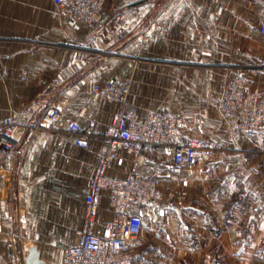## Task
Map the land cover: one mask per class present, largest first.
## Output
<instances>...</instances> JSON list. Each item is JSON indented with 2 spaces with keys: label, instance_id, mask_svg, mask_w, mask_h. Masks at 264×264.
<instances>
[{
  "label": "crops",
  "instance_id": "1",
  "mask_svg": "<svg viewBox=\"0 0 264 264\" xmlns=\"http://www.w3.org/2000/svg\"><path fill=\"white\" fill-rule=\"evenodd\" d=\"M263 29L264 0H110L93 25L54 0H0V121L12 116L24 132L19 150L0 152V264H26L34 244L47 264L62 261L120 107L95 86L114 78L132 79L140 118L182 113V140L224 145L178 175L162 150L143 161L120 150L108 174L160 169L173 187L161 202L131 207L144 215V264H264V124L243 133L218 109L227 77L247 75L264 91ZM52 104L66 121L94 122L99 138L83 147L65 128L39 125ZM100 212L102 226L114 217L107 193ZM13 233L21 238L10 247Z\"/></svg>",
  "mask_w": 264,
  "mask_h": 264
},
{
  "label": "built area",
  "instance_id": "2",
  "mask_svg": "<svg viewBox=\"0 0 264 264\" xmlns=\"http://www.w3.org/2000/svg\"><path fill=\"white\" fill-rule=\"evenodd\" d=\"M68 9L77 21L93 25L110 0H54ZM264 31V29H263ZM132 79L109 80L104 87L95 90L104 92L105 97L120 105L114 112L104 140L106 147L101 154L89 187L85 190L86 210L82 227L76 232L74 241L64 248L63 259L58 264H144L145 257L139 251V239L143 230L142 210L133 211L132 206L141 209L163 201L172 191V184L160 169L149 173L129 172L119 177L108 174L115 161L123 162L121 149H133L144 160L145 153L162 150L166 153L173 175L181 174L186 166L201 159L216 156L223 148L221 140L207 141L191 137L185 141L181 133L186 125L182 113L170 110H148L140 118L132 110L129 102ZM264 91L252 87L247 75L237 74L227 77L221 90L218 109L221 114L237 126L241 132L256 131L264 124ZM38 124L48 128H65L76 135L79 146L89 147L93 135L94 122L89 126L77 120L66 121L63 109L58 104L49 105L38 119ZM24 132L8 116L0 121V152L9 154L19 150ZM187 183V179L184 180ZM109 198V209L114 217L102 226L100 204L103 194ZM165 214V209L160 208ZM21 238L13 233L9 245ZM159 257L164 254L159 252ZM236 256V252H232ZM199 264H213L207 259Z\"/></svg>",
  "mask_w": 264,
  "mask_h": 264
},
{
  "label": "water",
  "instance_id": "3",
  "mask_svg": "<svg viewBox=\"0 0 264 264\" xmlns=\"http://www.w3.org/2000/svg\"><path fill=\"white\" fill-rule=\"evenodd\" d=\"M25 260L26 264H47V261L42 257V251L36 244L29 248Z\"/></svg>",
  "mask_w": 264,
  "mask_h": 264
},
{
  "label": "rangeland",
  "instance_id": "4",
  "mask_svg": "<svg viewBox=\"0 0 264 264\" xmlns=\"http://www.w3.org/2000/svg\"><path fill=\"white\" fill-rule=\"evenodd\" d=\"M225 81V80H224ZM224 84V83H223ZM251 85H252V83H251ZM252 87H259V88H261L260 86H252ZM262 89V88H261ZM263 90V89H262ZM157 253V255L159 254V252H156ZM160 253H163V252H160ZM164 255H165V253H163ZM158 257H159V255H158ZM207 260V259H206ZM206 260H204V261H206ZM203 261V262H204ZM201 263V262H200ZM199 264V263H198Z\"/></svg>",
  "mask_w": 264,
  "mask_h": 264
}]
</instances>
